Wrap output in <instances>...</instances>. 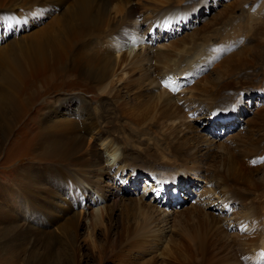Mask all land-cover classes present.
<instances>
[{"label": "rangeland", "instance_id": "374dc122", "mask_svg": "<svg viewBox=\"0 0 264 264\" xmlns=\"http://www.w3.org/2000/svg\"><path fill=\"white\" fill-rule=\"evenodd\" d=\"M179 1L181 0H131L130 2L133 6L148 8L140 11L141 16L137 15L138 17L135 18L139 35L127 43L132 45L130 47L132 57L135 55L142 57L147 53L149 60L141 62L140 69L131 72L126 82H130V85L128 84L130 90H135L139 84H142L143 89L147 91L143 96L146 104L141 108L136 106L137 109L134 108V105L126 104L121 108L122 116L119 117L114 112L113 118L104 121L102 118L100 121L103 122L101 128L104 127L106 121L110 123L113 133L108 139H111L112 142H110L113 143L111 146H117V153H120L121 149H125L130 155L129 157L136 159L137 162H129L130 164L135 162V168L132 169L133 176H131L130 169L125 168L124 172H118V175L113 177L111 173L114 172V164L111 165L104 147L101 144L95 147L97 153H102L103 171L105 168L112 167L108 171L112 180L108 181L105 177L104 182L106 183L101 182L98 185L99 187L108 185L106 189L109 191L111 189L117 193L118 197L117 201L108 197L109 192L107 191L102 192L103 196H98V193L93 192L87 185H82L80 193L85 195L84 202L81 203L80 197L70 200L69 203L78 205L74 208L83 216L80 222L82 229L75 242L77 251L80 250V264H169V261L173 264H245L248 261L251 264H264V254L262 253H258L255 260L248 257L249 250H254L255 245L258 244L257 239V243H255L250 238H255V233L260 229L254 223V219L259 216L261 208H264V187L255 189L253 185L246 184L245 187L239 188V197L234 202L226 207H223L221 203L222 196L225 195L223 189L225 184L222 185L221 180L232 171V174L241 171L243 178L253 177L256 182H260L264 178V152L257 154V157L254 156L255 154L249 156L245 154L244 156L251 141H254L258 134L260 136L264 133V120H261L264 119V60L259 62L256 57L249 60L251 54H245L237 61L244 52L250 50L253 53L260 50L264 52V8L261 5L264 0H183L178 4ZM168 5H174V9H178V12L172 15L178 17L176 21L171 23L168 28L158 27L157 24L152 28L146 27L145 19L155 12H159L158 9L161 7ZM151 13L152 15H150ZM113 14L114 11H112ZM148 21L151 22L152 18ZM191 35L194 36L191 37ZM134 36L135 34L131 37ZM178 41L184 43L176 45ZM259 43H261L260 47ZM208 47L212 51L207 52L206 48ZM176 55L184 60L174 66L169 58L174 60L177 58ZM243 58L245 60H242ZM231 63L233 65L229 66ZM169 66L176 71L169 77H176L180 81L178 84L171 83L169 79L160 75L165 69L169 70ZM140 70H143L144 78L140 76ZM206 77L207 80H210L207 84H205L207 81L204 80ZM69 80L60 75L45 88L36 83L27 87L26 102L29 98V105L34 106L33 110L31 109L32 111L28 115L23 116L24 118L12 129L14 130L12 133H10V128V135L6 139L3 140L0 133V141H5L0 147V188L2 184L6 186H3L4 189L10 188V186L13 188L12 183L18 179V175L21 173L19 169L29 166L27 163L30 162L29 159L32 156L31 139L38 131L39 114L42 113L36 110L41 104L47 103L52 106L66 98H72L73 101L82 98L98 112H100L99 104L102 103H106L105 107L114 110V106L106 96L96 90L86 93L83 87L79 88L77 84ZM151 80H153L152 83ZM215 84L221 86V92L227 96V99L221 110L211 114L212 111L206 107V102H209L207 97L216 86ZM120 85L121 83H118L114 87L119 89ZM125 85L123 86L125 87ZM228 86H234L235 91L227 89ZM48 90H51V93L40 97V94ZM38 97L40 98L38 99ZM166 101L170 103L171 109L176 108L175 106L181 108L183 111H181V115L184 117L182 121V117L176 121H167L165 117L160 120L162 115L167 111L170 112ZM127 106L129 108H126ZM132 108L134 109L131 110ZM102 114L111 117L108 111H104ZM124 115L127 117L130 115V117L126 118L125 116L124 118ZM131 116H135L134 119L140 117H138L139 121H136L137 124L133 123ZM230 118L232 120L227 122ZM11 119L12 117L6 114V120ZM2 128L3 123L0 122V131ZM179 131L180 133L177 135ZM168 134H172V137L177 135V140L185 137L196 138L194 144H198L199 149L203 150L201 154L204 159L200 158L198 161V164L200 163L198 169H194L195 167H192L187 159L185 168H180V164L174 166L173 172L177 173L174 182L168 183V179L153 182L140 160L142 156L150 153L149 159L146 160L152 161L153 165L157 167L159 162L155 149L157 146V151L160 147L163 148L162 152L165 151L166 147L161 139L162 137L167 139ZM113 140L118 141L117 145ZM189 143L192 144L191 140ZM170 159L173 160V157ZM241 162L244 163L242 166ZM153 174L156 173L153 172ZM17 184L15 186L18 188ZM228 184L234 186L232 181ZM161 187L166 189L161 190ZM120 198L121 200H118ZM228 198L225 196V199ZM131 201L149 206L152 219L149 224H146L142 214L146 210H141L138 213L134 211V208H131L130 216H124L119 224L115 223V219L112 217V207L115 205L117 208L114 211L121 210L122 203ZM8 205L10 207V204ZM193 205L201 209L204 208L203 210L211 216L221 215L219 232L214 230L211 235L210 233L207 235L205 256L202 254V249L197 246V240L194 242L186 236V231L188 232L192 228L196 234L203 235L204 233L206 235L209 231L207 223L196 224L198 214L192 210ZM20 207L22 206L18 205V208H14L13 211L15 212ZM20 210L22 213L19 211L13 214L18 213V222L20 220L21 224L24 221L25 208ZM99 210H103L102 216L107 221V225L116 228L124 226L131 233L124 232V234H128L124 236L123 232H119L117 235L111 232L112 235L110 234L108 237H112L104 239L100 231L105 227L94 228L91 222L92 214L96 215L94 217L100 216ZM177 212L179 214L175 217ZM263 212L264 210L260 213ZM161 215L163 216L161 217ZM249 222L252 225H249ZM261 225H264V222L260 223ZM57 226L59 225L52 228L55 235L59 234ZM149 229L151 231L158 230L157 232L161 235L149 233ZM68 234H73V232L69 230ZM119 234L121 237L118 238ZM180 237L183 238V241H180L178 247L175 248L173 242L170 241L179 240ZM27 242L24 245L16 242L10 246V251L8 249L0 251V264H73V257H69L72 252L66 245V238L60 242L55 237L54 241L50 243L54 244V251L48 258V263H45L42 257L44 249L40 241L37 240L34 244L36 246L34 250V246L29 247L32 243L28 245ZM100 250L102 251L100 252ZM170 252L173 253L168 255ZM169 256H172V261L168 259Z\"/></svg>", "mask_w": 264, "mask_h": 264}, {"label": "bare ground", "instance_id": "6f19581e", "mask_svg": "<svg viewBox=\"0 0 264 264\" xmlns=\"http://www.w3.org/2000/svg\"><path fill=\"white\" fill-rule=\"evenodd\" d=\"M182 1L177 3L179 4ZM130 2L131 0H0V32L2 35L0 38V122L3 123L0 133L3 140L10 135V128V133H12L14 131L12 129L24 118L23 116L28 115L34 108V106L29 105V98L26 102L25 92L28 89L27 87L36 83L45 88L60 75L68 80L71 79L69 81L77 84L79 88L83 87L86 93L96 90L101 95L106 96L111 105L114 106V110H112L105 107L106 103L99 104L100 112H98L91 108L87 104V101L82 98H79L78 101L75 100L77 102L73 101L74 99L72 100V98H66L52 106L43 103L38 107L36 111L42 113L39 114L38 131L35 133L33 139H31L32 156L29 159L30 162L27 163L29 166L19 169L21 173L18 175V179L12 183L13 188L10 186V188L4 189L6 186L3 184L0 188V202H2L0 204V251H6L7 249L10 251V246H13L14 243L18 242L24 245L27 240L28 245L32 243L29 247H32L39 240L44 249L42 257L44 262L48 263V258L51 257L54 251V244L50 243L54 241L55 237L60 242L66 238V245L72 252L69 257H73V264H80V250L77 251L75 242L78 240V233L82 229L80 222L83 216L74 208L78 205L69 203L70 200L80 197L81 203L84 202L85 195L80 193L82 185H87L93 192L98 193V196L102 192L107 191L109 192L108 197L115 200L118 197L117 193H114L111 189L110 191L106 189L108 185L105 184L100 187L98 185L101 182L103 184L106 183L104 182L105 177H107L108 181L112 180V178L110 179L108 175L111 166L107 169L105 168L103 171L101 165L103 161L102 153H97L95 147L98 144L104 147L111 165L114 164V172L111 173L110 171L113 177H116L118 172H124L125 168L130 169V173L132 172L131 176H133L134 171L132 169L135 168L134 163L137 160L129 157L130 155L127 154L125 149L120 148V153H117V146H111L113 143H111V139H108L113 133L110 123L106 121L104 127L101 128L103 122L100 121L102 118L103 121L113 118L114 112L120 117L121 108L125 107L124 105L126 104L134 105V108L136 106L141 108V106L146 104L143 96L146 95L145 92L147 91L143 89L142 84H139L135 90H130V82H126L131 72L140 69L141 62L146 59L149 60L147 53L142 57L140 55L132 57L130 49L132 45L127 43L139 35L138 27L135 25V18L138 17L137 15L141 16L140 11L147 10L148 8L133 6ZM261 5L264 8V2ZM158 10L160 11L155 12L153 15L151 13L150 15L152 16L148 17V19L152 18L151 22L145 19L146 27L152 28L153 25L157 24L158 27L168 28L178 18L172 16L178 12V9H174V5L161 7ZM112 11H114L113 15ZM133 34L135 36L132 38ZM193 36L191 35V37ZM178 43L182 44L184 42L178 41L176 45ZM171 44L174 45V43ZM260 45L261 43H259V47ZM206 51L210 52L212 49L208 47ZM187 52L191 53L190 51ZM245 54H251V59L249 58V60H253L254 57L259 62L264 60V52L262 50L254 53L250 50L249 52H244L237 61ZM176 56L177 58L174 60H170L169 58V61L173 62L174 66L184 60L178 55ZM242 60H245V58ZM232 65L233 63L229 66ZM171 69H169L170 71L165 69L160 75L162 74L169 79L171 83L178 84L180 81L176 77H169L171 74L176 73L175 69ZM142 71L140 72V76L143 77L145 74ZM185 74H188V72H185ZM204 80L207 81L205 84L210 81L207 80V77ZM152 82L153 80H151ZM218 82L220 83L219 80ZM118 83H121L119 89L114 87ZM218 84H215L216 86L207 97L209 102H206V107L212 111L210 112L211 114H215V112L221 110L227 99V96L221 92V86ZM144 85H146L145 82ZM196 86L198 85L196 84ZM226 88L235 91L234 86ZM135 91L136 93H134ZM49 92L51 93V90L40 94V97ZM132 96H135V98L131 99ZM166 105L170 112L168 113L167 111L166 114L161 116L160 120L165 117L167 121H176L182 117L183 111L179 106L171 109L169 102ZM126 108L129 107L127 106ZM104 111H108L111 117L102 114ZM6 114L11 116L12 119L6 120ZM125 116L123 117L125 118ZM128 117L126 116V118ZM134 117L131 116V120L137 124L136 121H139L140 117L138 116L139 118L135 119ZM182 119L184 117L181 118V121ZM231 120L232 118L227 122ZM261 120L264 119L262 118ZM179 133L180 131L177 132V135ZM177 135L172 137V134H168L169 137L167 139H163L162 137L161 140H163V144L166 147L165 151L162 152L163 148L161 147L158 151L157 146L156 149L153 147L156 150L157 157H155L159 162L157 167L153 165L152 161L146 160L150 156V153L141 157L140 161L147 169V173H149V177H151L153 182L160 179H168V183L174 182L177 174L173 172L174 166L180 164V168L184 167L186 159L189 160L188 162L192 167H195L194 169L200 167L198 161L200 158H203L201 154L203 150L199 149L198 144H194L196 138L189 135L190 139L185 137L186 139L177 140ZM189 140H191L192 144L189 143ZM4 142L0 141V147ZM114 142L117 145L118 141ZM262 152H264V133L260 136L258 134L257 138L251 141L249 149L244 152V156L245 154L248 156L255 154L254 156L257 157V154ZM171 157H173V160L170 159ZM130 161L135 162L130 164ZM243 164L241 162L240 165L242 166ZM153 172L156 174H153ZM240 172L232 174V171L231 174L224 176L221 180L222 185L225 184L223 188L225 195L223 194L224 196L221 199L223 207L234 202L239 197V188L246 184L253 185L255 189H262L264 187V178L262 181L256 182L253 177L247 176L243 178L242 172ZM18 181L19 183L17 184ZM231 181L234 183V186L228 184ZM15 184L18 185V188ZM165 189V187H161V190ZM225 196L229 198L225 199ZM118 200H121V198ZM8 204H10V207ZM18 205L22 206L20 209L25 208L23 220L28 223L23 221L20 224V220L18 222L17 217L18 213L16 215L13 214L19 211L22 213L20 209H16L15 212L13 211L14 208H18ZM115 208L114 205L112 207V217L115 219V223L119 224L124 216H130L131 208H134V211L138 213L141 210H146L142 212L146 224L152 221L149 206L142 203H132L131 201L129 203H122L121 210L114 211ZM203 209L194 205L192 208L198 214L196 224L207 223L208 233L206 235L204 233L203 235L200 233L196 234L192 228L188 232L186 231V236L194 242L197 240V246L202 249V254L205 256L207 235L209 233L211 235V232L214 230H218L219 232L221 215L218 217L211 216V214L206 213ZM261 209V211L264 210L263 207ZM102 212L103 210H99L100 216L98 215L97 217H94L96 215L92 214L91 222L94 228L105 227V229L100 231L104 239L111 238L112 236L108 237L111 232H114L116 235L119 232H123L124 236L131 233L124 226L116 228L107 225V221L103 219ZM260 212L256 219L253 216L254 223L260 229L255 233V238H250L255 243H257L256 239L258 240V244L255 245L254 250H249L248 257L254 260L258 257V253L264 254V225L260 226V223L264 222V212L262 214ZM177 214L179 213L177 212L175 217H177ZM57 224L59 225L57 226L59 234L55 235L52 228ZM249 225H252V223L249 222ZM69 230L73 234H68ZM139 230L141 231V229ZM157 231L149 229V233H155L156 235L159 234ZM124 232L129 233L124 234ZM192 232L193 234L190 235ZM115 234L114 236H116ZM120 235H118V238L121 237ZM180 241H183V238L180 237L179 240L173 239L170 242H173V246L177 248ZM35 248L36 246L33 247V250ZM97 250L99 251V249ZM172 253L170 252L168 255ZM243 254L245 253L243 252ZM166 257L168 256L166 255ZM171 257L169 256L168 259L171 260ZM169 264L173 263L169 261ZM245 264H251V262L248 261Z\"/></svg>", "mask_w": 264, "mask_h": 264}]
</instances>
